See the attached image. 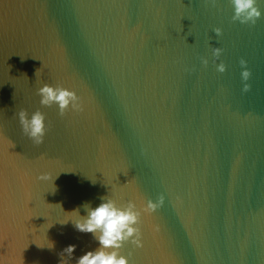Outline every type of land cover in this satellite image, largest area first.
Here are the masks:
<instances>
[{
    "label": "water",
    "instance_id": "obj_1",
    "mask_svg": "<svg viewBox=\"0 0 264 264\" xmlns=\"http://www.w3.org/2000/svg\"><path fill=\"white\" fill-rule=\"evenodd\" d=\"M257 6L240 24L230 0H0V264H76L97 245L66 212L106 196L138 209L164 198L141 211L142 247L122 243L127 264H264ZM43 83L83 110L40 105ZM21 108L44 114L41 144Z\"/></svg>",
    "mask_w": 264,
    "mask_h": 264
},
{
    "label": "clouds",
    "instance_id": "obj_2",
    "mask_svg": "<svg viewBox=\"0 0 264 264\" xmlns=\"http://www.w3.org/2000/svg\"><path fill=\"white\" fill-rule=\"evenodd\" d=\"M264 2V0H261ZM232 6V19L240 24L254 23L260 17L261 12L257 6V0H230ZM219 34V29H214ZM221 49L213 48L212 56L218 57ZM201 65L208 63L207 59L201 58ZM241 64V80L246 81L249 77V71ZM216 71L223 73L225 66L221 62L216 64ZM248 85L244 84V89ZM39 97V104L42 106L56 105L58 114L63 116L66 109L73 112L82 111V102L74 91L61 87L60 85L52 86L47 83L41 84L35 90ZM21 131L34 144L39 145L43 142L45 135L44 114L38 109L30 116L21 108L15 113ZM37 179L51 180V177L44 174ZM53 185V184H52ZM54 187V186H53ZM163 196H158L155 203L148 200L140 209L137 208L131 200L127 201L125 206L117 207L116 201L110 196L101 197L100 203L95 207L85 205L87 214L81 216L77 209L70 213L71 217L66 219L62 224L71 222L74 229L81 233H91L95 239L97 247L85 251L76 259V264H127L128 257L120 254L119 249L124 241H128L136 248L142 247L141 232L135 225L138 222L141 211H151L163 201ZM75 249L74 244L65 246L61 251L69 258ZM131 253H129V256ZM59 264V261H58Z\"/></svg>",
    "mask_w": 264,
    "mask_h": 264
}]
</instances>
